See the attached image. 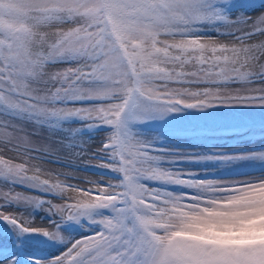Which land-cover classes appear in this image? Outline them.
I'll return each instance as SVG.
<instances>
[{
  "label": "snow or ice",
  "instance_id": "obj_1",
  "mask_svg": "<svg viewBox=\"0 0 264 264\" xmlns=\"http://www.w3.org/2000/svg\"><path fill=\"white\" fill-rule=\"evenodd\" d=\"M231 3L0 0V106L33 117H76L90 126L111 127L100 151L122 176L115 184L88 181L91 188L67 183L62 173L55 174V181L41 179L43 170L30 163L39 162L32 153L48 150L30 146V135L0 119V129H10L0 133V149L21 158L20 163L0 158V179L65 201L53 204L0 191V221L21 235L62 241L59 224H35L4 211V204L40 208L47 203L45 210L61 221L91 220L97 209L112 213L98 221V233L70 243L49 264H264L258 249L237 248L207 235L238 227L264 210V178L229 183L159 169L151 147L133 139L123 121L138 98L164 114L216 106L264 108V84L254 86L256 80L264 81V12L233 17L226 11ZM202 25H220L218 35L232 38L221 42L225 40L198 36ZM68 58L77 61L75 67L53 69L55 62ZM61 99L95 103L60 107L56 102ZM145 179L190 191L150 189L140 183ZM0 264H18V258L0 253Z\"/></svg>",
  "mask_w": 264,
  "mask_h": 264
},
{
  "label": "rangeland",
  "instance_id": "obj_2",
  "mask_svg": "<svg viewBox=\"0 0 264 264\" xmlns=\"http://www.w3.org/2000/svg\"><path fill=\"white\" fill-rule=\"evenodd\" d=\"M226 11L233 17L238 15L256 17L264 12V0H232ZM200 28L196 35L201 37L225 40L221 42H227L232 38L228 35H218L217 29L221 28L220 25H202ZM76 63L74 58H68L55 62L52 67L64 69L75 67ZM262 84L264 81L256 80L254 86ZM242 86L244 85H229L232 88ZM56 103L60 107H89L95 102L61 99ZM0 119L16 126L17 129H23L30 135L32 139L30 146L48 150L47 153H32L39 158V162L30 163L43 170L40 173L41 179L55 181L57 179L55 174L62 173L66 175L67 183L81 188H91L92 185L88 181L108 185L122 180L121 174L112 170L113 162L108 155L100 151L101 144L113 131L111 127L90 126V122L76 117H33L10 112L3 106H0ZM123 121L126 131L133 139L151 147L153 155L158 157L154 165L159 169L173 174L190 173L197 180L229 183L264 178V158L252 155L264 154V108L216 106L164 114L153 109L151 102L138 98L124 114ZM234 126L246 127L245 130L249 131L243 130L236 134L219 133L221 129L225 131ZM8 131L10 129H0V133ZM223 157L230 159H221ZM0 158L12 163L21 162V158L15 152L7 149H0ZM244 169L251 172L247 174L240 172ZM63 178L62 175L60 179ZM140 183L150 189L172 194L190 191L183 186L160 181L145 179ZM0 191L20 193L53 204L65 202L59 195L43 189H34L31 185L19 182L10 183L5 179H0ZM261 199L264 200V195ZM47 207V203L36 208L23 202H8L4 204L3 210L31 218L33 223L42 226L59 224L62 241H54L39 234L21 235L0 221V253L4 256L15 255L18 264H49L54 257L61 255L70 243L98 233L102 228L98 221L112 215L108 209H97L91 212V220L88 217H81L79 222L61 221L58 216L46 211ZM92 220L97 222L93 223ZM207 235L215 236L223 243L237 248L258 249L260 255L264 257V210L253 213L251 219L242 221L238 227L222 233L209 231Z\"/></svg>",
  "mask_w": 264,
  "mask_h": 264
}]
</instances>
